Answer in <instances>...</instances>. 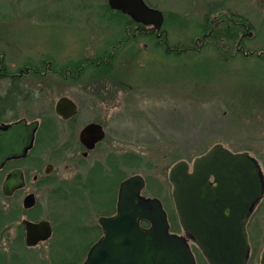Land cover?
<instances>
[{
	"label": "rangeland",
	"instance_id": "374dc122",
	"mask_svg": "<svg viewBox=\"0 0 264 264\" xmlns=\"http://www.w3.org/2000/svg\"><path fill=\"white\" fill-rule=\"evenodd\" d=\"M146 2L162 12V30L171 44L189 40L193 43L205 33L203 24L215 16H224L225 24L229 19L242 20L248 26L247 33L252 35L244 38L243 45L247 52L254 54L245 58L242 53L236 55L230 51L233 59L228 63L218 60L212 46L188 57L167 54L163 47L152 55L148 52L150 47H143L145 40L150 39L146 37L116 50L108 74H102L104 65L91 66L81 79L102 83L101 97L111 98L96 102L93 113L125 118L122 126L118 122L117 127L115 123L111 126L112 134L101 146L104 151L94 153V158L100 160L109 151L138 155L140 164H127L124 176H142L147 182L142 195L158 198L171 213L169 220L174 225L168 174L177 162H190L219 144L234 153L247 152L255 158L264 175V56H260L264 53V0ZM107 4V0H0V104L6 100L15 104L14 111L0 120L24 116L23 104L14 102L17 94L13 85L23 83L26 78L22 75L12 81L9 76L27 67L45 68L50 64L58 70L76 66L85 57L102 59L104 51L110 54V44L124 39L126 17L108 10ZM28 82L33 95L31 101L27 99L28 120L44 109H52L61 93L74 97V90L61 88L57 77L27 78ZM40 82H49V88L44 87L41 92L43 98L39 95ZM120 82L124 83L121 87ZM113 141L116 146L112 148ZM36 185V189L31 185L38 204L32 216L50 217L55 227L62 224L66 229L88 226L94 230L95 237L99 235V213L96 215L87 207L84 214L80 213L78 223L69 221L66 226V214L76 211L74 204L48 205L50 187L41 182ZM62 190L67 196L73 192L67 194V185ZM62 237L60 242L58 236L49 243L50 246L59 243L49 258L50 246L27 251V264L80 263L87 248L67 252Z\"/></svg>",
	"mask_w": 264,
	"mask_h": 264
},
{
	"label": "flooded vegetation",
	"instance_id": "af4514ba",
	"mask_svg": "<svg viewBox=\"0 0 264 264\" xmlns=\"http://www.w3.org/2000/svg\"><path fill=\"white\" fill-rule=\"evenodd\" d=\"M142 2L147 8L157 10L150 6L146 0H142ZM123 15L126 16L124 39L120 38L113 45L110 44L108 48L111 54H108L107 50L104 51V57L102 56V59L100 57V60L95 63L96 65H93L95 68H100V65L103 64L104 67L102 71L104 72L102 74L105 75L108 74L113 67L112 64L115 59L116 50H121L131 42H137L149 37L150 39L145 40L146 43L143 44V47L145 49L150 47L151 50H148V52L152 55H154L153 53L157 52L160 47H163L167 54H177L188 57L207 48L208 37L211 35V32L216 28L220 29L225 22L222 17L215 16L209 22L203 24V31L206 30L205 33H203L201 37H196L193 43L189 40L179 44H171L166 32L162 30L163 24L160 31L156 32L153 25L136 21L129 14ZM229 21L230 22L226 23L236 26L239 35L236 42L230 43L228 48L231 51H235L236 54L242 53L245 57L253 55L254 53L247 52L243 45L244 38L247 36L250 38L252 36L251 33H247L248 26L245 23H238L232 19H229ZM208 24L210 27L209 31L207 30ZM218 42L222 47L227 45L223 40H218ZM255 54L259 56L257 52ZM260 56H264V53H260ZM94 60L85 57L83 61L76 66L64 67L58 70L53 69L50 64L45 68L41 66L27 67L24 71H19L17 75L9 76L12 81H15L16 78H21L22 75L26 78L23 83H15V85H13L14 93L17 94V98L14 99V102L16 103L19 101L20 104H23L24 116L16 119L0 120V126L9 125L19 120H25L27 123L36 122L37 129L31 150L22 158L7 161L0 168V264H27V251L38 248L39 246H50L49 243L52 239L58 236V242H60L61 236H63V247L67 246V252H70L72 249L78 248L82 251L87 248L84 259L78 263L82 264L90 247L102 236V230L98 223L99 219L112 217L116 213L119 185L129 178L124 177L122 180H119V176L121 177L124 175L128 168L127 154H118L115 151H109L103 154L104 156L100 160L94 158L93 155L97 151H104L101 146L109 135L112 134L111 126L115 123L114 125L117 127L118 125L116 122L120 123V126H122V122H125V118L124 116L122 117V115H113L111 113H93L96 102L101 103L102 100L107 102V100L111 99L101 97L103 92L99 87L102 86V83H96L90 80L81 81L86 70L91 68V64L95 62ZM49 76L57 77L61 81V83H58L61 88H72L74 90V97L61 93L56 99L52 109H44L40 111V113L34 115L33 119L28 120L27 99L31 101L33 95L31 93V83H27V78L45 80ZM41 84L43 88H41ZM123 84L124 83L120 82V87ZM38 85L40 86L39 95L43 98L44 95L41 92L45 90L44 87L49 88L47 87L49 86V82H40ZM115 93L116 91H114V94ZM20 95H22V98L19 97ZM61 98H65L72 102L74 114L71 117L63 118L56 113L55 106L57 101ZM14 106L15 104H11L9 100L0 104V117L12 113L14 111ZM91 125L93 126V130L86 135H93L92 138H94L97 137L96 132L99 131L102 133L103 137L95 142L92 148H88L91 143L82 140V133ZM113 146H116L115 141L112 142V148ZM116 149L117 148H115V150ZM195 158L190 162H186L189 166L188 171L190 173L192 172ZM68 173H70L69 177H67ZM10 174H15V178L19 180L20 184L11 189L10 192H5L3 186ZM262 176L264 184V175L262 174ZM30 178L31 180L29 181ZM30 182L31 185H34L33 189H36V184L38 182H41V184L43 183L46 187H50V195L47 198L50 202L48 205L74 204L72 207L73 210L76 211L70 213V215L66 214L68 218L66 222L64 220L66 226H68L69 221L73 224L75 221L78 223L79 220H81V218H79L81 216L80 213L84 214L87 207L90 209V212L93 211L96 215L99 213L97 219L99 235L95 237L94 230L88 226L66 229L64 226L62 228V224H60V227H55L50 217L40 218L32 216L31 214L36 211L38 204L36 193L31 188V185H29ZM144 182L146 187L147 182L145 179ZM209 183L212 186L215 185L212 178H210ZM63 185L68 186V190L66 191L67 194L73 191L71 195L67 196L62 194ZM29 195L34 196L35 204L27 209V207L24 206V202ZM171 200L173 204L171 212H173L176 218V222H174L175 226H173L169 220L171 213L165 209V206L161 202L167 215L169 224L168 233L171 236L184 238L187 248L195 260V264H208L192 235L185 233L178 222L172 199V186ZM113 204L114 206L112 207ZM27 221L33 224L43 221L47 222L50 227V236L47 239L37 240L34 246H27ZM140 226L145 229L149 228V224L145 221H140ZM56 231H58L59 234H56ZM245 231L249 244L247 264H260L264 252V194L252 213L248 216ZM66 236L67 241L65 242ZM83 240L89 242L92 240V243H83ZM71 242L73 245L69 246ZM81 243L83 244L79 246ZM58 244L55 246L51 245L49 250H47L48 258L50 257V253L55 251L54 249ZM55 254L58 255V253ZM41 264H43V262Z\"/></svg>",
	"mask_w": 264,
	"mask_h": 264
},
{
	"label": "water",
	"instance_id": "95a60500",
	"mask_svg": "<svg viewBox=\"0 0 264 264\" xmlns=\"http://www.w3.org/2000/svg\"><path fill=\"white\" fill-rule=\"evenodd\" d=\"M111 10L129 14L134 20L151 24L159 32L164 18L160 11L147 8L142 0H107ZM55 111L63 118L74 114L71 101L61 98ZM82 140L92 148L103 135H86ZM37 123L19 120L0 126V168L10 160L24 157L31 150ZM90 136V137H89ZM88 139V140H87ZM185 161L169 171L172 199L178 222L192 235L208 264H247L249 244L245 231L248 216L264 194L263 176L257 161L247 152L234 153L217 144L195 158L192 172ZM213 179L215 185L209 183ZM10 174L3 190L19 185ZM142 176L133 175L119 185L116 213L100 218L102 236L90 247L82 264H195L183 237L171 236L166 212L158 198L141 195ZM35 204L29 195L24 206ZM140 221L149 224L145 229ZM47 222L27 221V246L50 236ZM260 264H264V252Z\"/></svg>",
	"mask_w": 264,
	"mask_h": 264
},
{
	"label": "trees",
	"instance_id": "16d2710c",
	"mask_svg": "<svg viewBox=\"0 0 264 264\" xmlns=\"http://www.w3.org/2000/svg\"><path fill=\"white\" fill-rule=\"evenodd\" d=\"M106 8L108 10L112 11V12L114 11V10L109 9V5L108 4H107V7ZM114 12H116V14L122 15L119 11H114ZM120 15H118V16H120ZM122 16L126 17L125 15H122ZM222 18H224V16ZM236 22L241 23L242 20H237ZM209 29H210V27L208 25L207 30L209 31ZM204 31H206V30H204ZM238 35H239V31L236 28V26H232V25L227 24V23L226 24L224 23V25H222V27H220V29L219 28L218 29L216 28L215 30H213L211 32V35L208 37V46L209 47L210 46L213 47L212 48L213 49V52H215V54L217 55L218 60L220 62H222V63H228L229 59L230 60L233 59V57L231 55H229V52L231 50L228 48V45H230V43H235L236 40L238 39ZM218 40H223L224 43H226L227 45H225L224 47H222L221 44L218 42ZM99 60H100V58L98 60H96L95 62H93V64H91V65L92 66L93 65H96L95 63L98 62ZM100 66H103V64L100 65ZM97 76H98V74H97ZM140 162H141V158L138 155H135V154H128L127 155V164L128 165L129 164H131V165L132 164L139 165ZM124 177H125L124 175H122L121 177L119 176V180H122ZM113 206H114V204L112 205V207ZM173 226H175V224Z\"/></svg>",
	"mask_w": 264,
	"mask_h": 264
}]
</instances>
